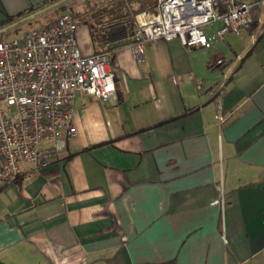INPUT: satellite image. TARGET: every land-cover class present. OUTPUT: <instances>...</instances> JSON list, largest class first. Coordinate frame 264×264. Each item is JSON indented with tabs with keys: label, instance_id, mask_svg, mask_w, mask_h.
<instances>
[{
	"label": "crops",
	"instance_id": "0c3cea01",
	"mask_svg": "<svg viewBox=\"0 0 264 264\" xmlns=\"http://www.w3.org/2000/svg\"><path fill=\"white\" fill-rule=\"evenodd\" d=\"M45 1L0 0V20ZM154 1L74 8L115 98L76 92L75 135L0 186V264H264V9L207 48L144 42L136 63Z\"/></svg>",
	"mask_w": 264,
	"mask_h": 264
},
{
	"label": "built area",
	"instance_id": "2783aa9c",
	"mask_svg": "<svg viewBox=\"0 0 264 264\" xmlns=\"http://www.w3.org/2000/svg\"><path fill=\"white\" fill-rule=\"evenodd\" d=\"M263 9L264 0H155L151 10L135 15L129 47L136 63L142 44L156 39L175 38L184 46L207 48L226 33L237 35ZM215 22L217 27L210 28ZM75 30L70 15L61 13L18 37L0 36V186L16 176L23 163L34 169L47 164L41 142L56 152L75 135L76 92L103 101L115 98L105 55H81ZM170 81L175 83V77Z\"/></svg>",
	"mask_w": 264,
	"mask_h": 264
},
{
	"label": "rangeland",
	"instance_id": "374dc122",
	"mask_svg": "<svg viewBox=\"0 0 264 264\" xmlns=\"http://www.w3.org/2000/svg\"><path fill=\"white\" fill-rule=\"evenodd\" d=\"M69 1V0H68ZM103 2V0H73L71 3L65 4L62 8L50 9L40 15L35 16L30 19L28 22H23L14 28H11L5 31L2 36L5 38H15L18 37L23 31L45 24L54 18H56L61 13H68V8H79L83 5L87 4L88 6H94L93 9L98 8L99 5ZM134 17V16H133Z\"/></svg>",
	"mask_w": 264,
	"mask_h": 264
},
{
	"label": "water",
	"instance_id": "95a60500",
	"mask_svg": "<svg viewBox=\"0 0 264 264\" xmlns=\"http://www.w3.org/2000/svg\"><path fill=\"white\" fill-rule=\"evenodd\" d=\"M67 1L68 0H54V1L36 9V10H33V11L17 18L16 20H13V21H11V22L3 25V26H0V34L4 33L5 31H7V30H9V29H11V28L23 23V22H26V21L34 18L37 15H40V14H42V13H44V12H46L52 8H55V7L59 6L60 4H63Z\"/></svg>",
	"mask_w": 264,
	"mask_h": 264
},
{
	"label": "trees",
	"instance_id": "16d2710c",
	"mask_svg": "<svg viewBox=\"0 0 264 264\" xmlns=\"http://www.w3.org/2000/svg\"><path fill=\"white\" fill-rule=\"evenodd\" d=\"M52 1H54V0H46L45 2H43V4L42 5H46V4H48V3H50V2H52ZM70 1H72V0H69V1H67V2H65V3H63V4H60L59 6H57V7H55V8H53V9H56V8H62L65 4H68ZM32 11V9H29V10H26V11H22V12H20V13H17V14H15V15H13V16H6V17H4L2 20H0V26H3V25H5V24H7V23H9V22H11V21H13V20H16L17 18H19V17H21V16H23V15H25V14H27V13H29V12H31ZM67 14H69L70 15V17L74 20V22H79V21H82L83 23H85L86 22V18H85V14H84V11H80V10H75V9H73V8H68V13ZM29 21V20H28ZM28 21H26V22H28ZM14 28V27H13ZM3 34V33H2ZM2 34H0V36H2Z\"/></svg>",
	"mask_w": 264,
	"mask_h": 264
}]
</instances>
